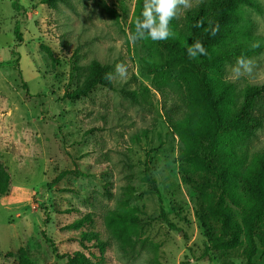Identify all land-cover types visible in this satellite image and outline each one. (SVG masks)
<instances>
[{"label": "rangeland", "instance_id": "374dc122", "mask_svg": "<svg viewBox=\"0 0 264 264\" xmlns=\"http://www.w3.org/2000/svg\"><path fill=\"white\" fill-rule=\"evenodd\" d=\"M136 1L65 0L48 7L0 0V156L10 178L0 196V264H64V254L75 251L104 264H244L239 251L202 257L198 193L183 182L182 146L171 129L187 108L188 86L174 69L153 68L166 60L163 49L148 38L129 39ZM256 1L260 9L243 7L239 35L223 46L251 36L247 46L260 45L244 56L251 70L234 78V54L218 69L238 98L246 86L263 88L251 112L260 127L230 141L247 163L264 150V0ZM208 4L180 6L176 32L187 38L186 14ZM92 60L109 66L112 88L63 99ZM118 63L127 66V78L116 74ZM64 170L70 173L55 180ZM127 188L134 191L127 207L137 208L139 221L116 238L104 217L120 207ZM84 216L91 222L68 229ZM80 232H95L104 247L81 245L74 237ZM253 262L264 264L261 249Z\"/></svg>", "mask_w": 264, "mask_h": 264}, {"label": "trees", "instance_id": "16d2710c", "mask_svg": "<svg viewBox=\"0 0 264 264\" xmlns=\"http://www.w3.org/2000/svg\"><path fill=\"white\" fill-rule=\"evenodd\" d=\"M64 1L40 0V3L55 7L56 3ZM143 4L144 0L136 1L132 28ZM12 7L15 9V2ZM243 7L260 9L256 0H209L207 7L200 5L186 14L187 38L176 32L172 19L169 24L172 35L167 40H148L152 47L166 52L163 64L153 68L174 69L188 86L187 108L180 118L172 121L171 129L182 146L178 157L183 165V182L198 193L195 216L205 238L202 257L210 252L226 255L239 251L244 264H254L258 250L264 253V150L247 163L230 141L250 136L260 127V120L252 118L251 112L263 88L246 86L242 97L238 98L233 85L224 81L218 70L231 54L247 56L260 49V45L247 46L254 42L248 35H242L244 44L223 48L228 39L239 35ZM217 24L219 31L212 35L211 29ZM14 36L18 43L22 41L18 24ZM193 40L204 44L207 55L192 59L186 54V47ZM108 73H111L109 66L92 60L83 80L74 89L67 88L62 98L70 101L86 98L98 86L111 89L112 81L106 78ZM68 173V170L60 172L55 180ZM145 179L158 194L155 181L149 176ZM9 188L10 178L0 156V196L7 194ZM133 192L127 188L119 200L120 207L104 217L105 226L116 238H123L128 228L138 225L137 208L127 207ZM83 222H91V219L79 218L68 229H76ZM170 227L173 228L171 224ZM119 228L122 235L117 236ZM74 237L81 245L94 241V247L100 250L104 247L95 232H80ZM63 257L64 264H104L77 251L67 252Z\"/></svg>", "mask_w": 264, "mask_h": 264}, {"label": "clouds", "instance_id": "9594fccd", "mask_svg": "<svg viewBox=\"0 0 264 264\" xmlns=\"http://www.w3.org/2000/svg\"><path fill=\"white\" fill-rule=\"evenodd\" d=\"M180 6L185 9L190 8V0H144L140 16L135 20V31L129 33V39L133 43L146 38H150L152 41L167 40L172 35L169 27L170 21L176 17ZM217 31H219L218 24L211 29V34L215 35ZM186 54L190 58L196 59L207 55V51L200 40H193L191 45H187ZM250 65V60L244 56L238 57L235 64L231 66L234 78L242 75L243 71H250ZM115 72L122 78L128 77V68L123 63H118L115 66ZM106 78L111 80L112 74H106Z\"/></svg>", "mask_w": 264, "mask_h": 264}]
</instances>
